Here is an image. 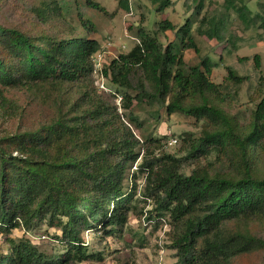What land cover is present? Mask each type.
Masks as SVG:
<instances>
[{
  "label": "trees",
  "instance_id": "obj_1",
  "mask_svg": "<svg viewBox=\"0 0 264 264\" xmlns=\"http://www.w3.org/2000/svg\"><path fill=\"white\" fill-rule=\"evenodd\" d=\"M43 1L33 10L42 22L61 17L58 1ZM235 3L226 0L225 9L236 10L246 26L261 20L264 30L263 14L250 18L249 7ZM196 24L187 20L166 46L140 30V44L118 59L105 58L107 82L124 91L120 107L94 75V59L105 49L98 39L0 26V91L29 92L52 111L43 123L0 135V234L45 225L65 245L63 253L48 255L26 237L8 238L0 264L102 260L90 252L84 232L102 226L110 228L107 236L119 233L135 211L133 184L140 177L144 196L169 222L175 264H264V85L248 122L231 114L227 87L247 79L231 67L225 83L211 79L214 61L201 54ZM223 25L224 19L205 15L196 33L221 37ZM174 30L167 20L159 25L161 34ZM187 50L200 57L198 65L186 64ZM145 107L158 125L174 115L201 125L199 134L181 137L185 156L165 153L167 136L136 135L144 123L135 114Z\"/></svg>",
  "mask_w": 264,
  "mask_h": 264
},
{
  "label": "rangeland",
  "instance_id": "obj_2",
  "mask_svg": "<svg viewBox=\"0 0 264 264\" xmlns=\"http://www.w3.org/2000/svg\"><path fill=\"white\" fill-rule=\"evenodd\" d=\"M50 1V0H46ZM61 8V17L52 23H44L33 11L43 0H3L0 1V26L18 29L26 34L57 35L59 37H92L98 39L103 47L110 44L111 54H106L108 61L115 59L121 53L120 47L126 45L124 53L130 51L138 38L140 30L158 36L164 46L176 42V32L187 20L198 21L194 26L195 39L202 56L209 55L214 61L211 79L217 84L225 83L226 67L233 68L241 77H246L244 85L236 88L227 87L230 104L229 111L237 115L242 122H248L255 110L257 94L264 85V30L260 28L261 20L246 26L240 20L236 10L225 9L226 0H56ZM92 1L101 7V11L90 7ZM48 3V2H45ZM245 3L251 10L250 18L261 13L264 15V0H236L235 6ZM215 16L224 19L222 36L208 38L197 34L200 20L205 16ZM174 25V31L166 34L159 32L163 21ZM92 25L87 30L84 25ZM105 51V49L103 50ZM259 56V62L255 57ZM188 66L200 63V57L193 51L185 52ZM107 86L120 96L124 91L107 82ZM33 95L24 91H0V135L15 131L18 128H31L52 117V111L33 100ZM18 107V112L15 108ZM22 111H24L23 114ZM144 123L137 136L154 134L155 137L167 136L164 151L169 155L181 158L186 155L181 137L186 133L199 134L200 124L190 118L171 116L162 125L145 110L136 111ZM23 120V121H22ZM174 141H178L173 143ZM143 154L132 169L137 171L143 161ZM188 171V172H187ZM187 173L190 170L187 169ZM132 185V183H130ZM146 179L140 177L136 184L137 196L135 211L131 213L128 224L119 233L110 237L107 229L98 226L97 229L84 232V239L89 250L94 255H101L102 260H90L81 264H175L176 251L171 248L168 237L170 225L168 220L158 216L157 203L144 196ZM150 217V219H149ZM106 229V230H105ZM264 233V229H262ZM60 232L43 225L35 231L24 229L14 230L10 235L0 234V255H7L8 238L19 240L28 238L42 252L48 255L63 253L64 243L56 240ZM252 261V260H251Z\"/></svg>",
  "mask_w": 264,
  "mask_h": 264
},
{
  "label": "built area",
  "instance_id": "obj_3",
  "mask_svg": "<svg viewBox=\"0 0 264 264\" xmlns=\"http://www.w3.org/2000/svg\"><path fill=\"white\" fill-rule=\"evenodd\" d=\"M133 40L135 41L136 44H140L139 39H135L133 38ZM127 49V46L124 45L122 47H120L121 50V54H123ZM111 47L110 44L105 46V51H103L102 53H100L95 59H94V75L98 80V86L99 89L105 93L108 94H114L116 96V102L117 105L120 107L121 102L123 100L122 96H120L119 94H117L115 91H113L111 88H109L107 86V80L106 77L104 76V64H105V58H106V54H111ZM119 55V56H120ZM119 56H115V59H118ZM173 143H176V141H174Z\"/></svg>",
  "mask_w": 264,
  "mask_h": 264
}]
</instances>
